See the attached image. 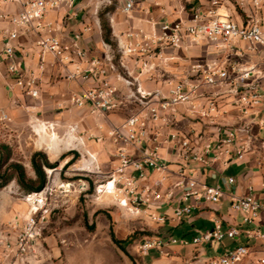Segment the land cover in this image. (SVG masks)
<instances>
[{"label":"built area","instance_id":"1","mask_svg":"<svg viewBox=\"0 0 264 264\" xmlns=\"http://www.w3.org/2000/svg\"><path fill=\"white\" fill-rule=\"evenodd\" d=\"M82 1L0 0V63L19 93L30 99H40L43 77L55 65L64 71L61 77L80 86L69 99L72 107L121 114L106 131L115 146L112 168L101 174L95 158L87 156L76 169L100 177L93 199L101 204L109 199L122 214L161 227L181 222L203 203L224 201L241 220L227 230L213 222L190 241L159 232L144 236L137 241L141 255L167 257L171 246L241 238L246 242L207 264H240L264 252V184L236 194L227 189L234 185L233 177L223 185L199 180L202 169L217 161L235 163L245 155L261 153L258 165L264 167V0H169L175 4L172 14L162 10L159 18L148 17L151 9L142 7L145 0H86L92 3L90 21L97 26L98 12L112 7L129 19L134 13L142 15L147 24L97 43L82 39V34L65 38L49 19V14L61 12L77 18L85 11L78 7ZM148 1L156 7L162 0ZM193 49L201 54L173 71L174 64L187 61L181 55ZM42 124L51 132L59 128ZM76 130L69 126L63 135L71 141ZM73 143L69 151L76 150ZM164 150L171 160L165 159ZM71 187L61 183L53 192L43 187L24 196L29 210L21 230L13 242L0 236L3 264H30L38 257L50 197ZM81 187L80 193L85 192ZM175 191L180 196L171 213H158L171 205ZM250 240L258 244L257 251L248 245ZM255 263L264 264V256Z\"/></svg>","mask_w":264,"mask_h":264},{"label":"rangeland","instance_id":"2","mask_svg":"<svg viewBox=\"0 0 264 264\" xmlns=\"http://www.w3.org/2000/svg\"><path fill=\"white\" fill-rule=\"evenodd\" d=\"M109 12L111 15H106L104 10L99 11L95 18L103 38L109 29V17L122 19L113 7ZM200 54L196 49L183 53L181 56L187 58V61L174 64L173 71L188 66L191 59ZM1 77L4 83L0 80V184L9 176L11 178L0 188V234L14 241L29 210L23 200L26 194L40 191L43 187L53 192L59 184L73 182L74 186L68 193L56 191L50 197L51 210L38 240L40 253L30 264H170L169 260L174 257L171 251L167 257L153 252L147 255L137 252V241L144 236L156 234V228L138 222L125 213L120 214L115 207L108 205L111 204L109 199L104 201L107 206L93 199V188L99 176L86 174L82 170L72 169L75 170L72 172L66 167L62 172L52 171L55 167L51 163L53 157L67 150L71 141L64 137V130L51 132L37 125L46 121L58 122L60 113L69 112L72 108L68 102L71 95L66 88L67 80L59 77L56 82L45 85L41 89L40 99L34 101L20 94L4 71ZM80 112L74 123L83 125L81 131L85 136H92L94 129L87 124V120L95 123L99 119L121 116L117 112L97 114L89 109ZM45 134H55L56 139L52 144L54 149L46 148L48 138ZM33 155L36 162L42 163L45 160L48 163L46 166L43 162L41 177L37 176L32 167ZM72 157L71 166L81 160L75 151ZM81 164L76 169L82 168ZM47 171H52V174ZM81 181L87 184V189L80 193L79 187L83 186ZM203 249L204 257H213L214 252L210 247L204 245ZM10 261L9 264H18L14 260Z\"/></svg>","mask_w":264,"mask_h":264},{"label":"crops","instance_id":"3","mask_svg":"<svg viewBox=\"0 0 264 264\" xmlns=\"http://www.w3.org/2000/svg\"><path fill=\"white\" fill-rule=\"evenodd\" d=\"M152 1L145 0L142 3V7L150 8V14L148 15L153 18H159L163 14H161L162 10L164 14L171 15L172 14V6L174 3H171L169 0H162L159 2V6H153L151 3ZM92 3L91 1L86 2V0L82 1L78 7L84 8V12H79L77 18H74L72 15L69 17L64 16V13L61 12L59 14L51 13L49 14V19L54 21L55 26L57 28V34L64 36L65 38L70 37L71 35L75 34H82V39L84 40H93L94 42H99L100 39H104L102 35V30L100 26H97L91 20V9L90 7ZM110 9H105L106 15H111L109 12ZM115 13L121 15L122 19L117 20L116 17H109L111 22L109 25V38L107 41L113 40L114 35H118L121 32H125L128 30H132L134 28H147V24L143 22L144 16L139 14H135L131 16V19L127 18L124 14H121L119 11H115ZM124 17V19H123ZM123 20V21H121ZM89 28V29H87ZM67 40V39H65ZM105 40V39H104ZM106 41V40H105ZM28 63V60H26ZM32 63V62H31ZM3 68V70H2ZM67 69L72 70L73 66L67 67ZM6 74L5 65L0 63V80L2 84L4 83L3 77L1 74ZM64 75V71L58 66H49L46 74L43 77V83L41 89L44 88L45 85L50 84L52 81L56 82V80ZM68 84L66 86L67 91L72 93H76L80 90V86L77 82L67 81ZM146 87H150L151 85L144 84ZM54 92H57L55 90ZM26 97V96H25ZM28 98V97H26ZM30 99V98H29ZM33 100V99H31ZM37 101V100H34ZM69 102V100H68ZM88 108H74L72 107L69 112H63L59 115L58 122H52L57 124L59 128L56 131L66 130L69 126H75L77 128L76 132L71 138V145L74 146V141L77 143L75 153H80L79 150L82 152L81 154L84 156L82 161H79L77 164L70 165L72 161V154L74 151H69L68 149L64 152H59L55 157H53V163L55 165L54 172H62L63 169L70 168L76 170L79 163H86V157L92 156L95 158L97 166L101 174H105L112 168L115 164V159L113 157L115 146L112 142L107 138L106 131L109 128L110 124H116L120 121V117L112 118H103L97 120L95 123L90 122L87 120V124L93 126L92 129L93 133L92 136H85L81 131L83 129V125L81 123H74L76 122V118L80 115V110H85ZM65 122H62V120ZM89 121V122H88ZM48 122V121H46ZM233 122L229 120L228 123ZM52 124L51 122H48ZM188 127V124H185ZM92 127V128H93ZM75 138V140H73ZM92 139V140H91ZM59 147V146H58ZM54 149V147H52ZM79 149V150H78ZM51 152V151H50ZM58 152V151H57ZM72 153V154H71ZM162 154L164 155L165 159L171 160V155L167 151H163ZM261 153H255L252 155H245L242 157L241 160H238L235 163H230L227 165H223V162L217 161L214 163L210 168H205L200 171L199 180L204 181L206 184L209 185H223L225 179L228 177H233L235 179V183L232 186H227V189H230L231 192L235 190L236 194H245L246 187L252 186L254 189L258 190L261 188L262 184H264V167L258 165V160L260 159ZM62 158V161L60 160ZM81 164V165H82ZM71 166V167H70ZM172 170L175 168L170 166ZM67 169V170H68ZM75 170H72L74 172ZM77 171V170H76ZM76 175V174H71ZM150 179L154 177L149 174ZM96 178V177H95ZM74 186L73 182H68ZM84 190L87 189V184L82 182ZM146 184V183H145ZM180 193L175 191L174 200L172 201L171 205H164L162 206V210L160 213H166L169 215L171 213V207L175 206L176 201L179 199ZM262 198V197H260ZM264 199V198H262ZM111 201V200H110ZM108 204L110 207H115L113 201L109 202ZM101 204V203H100ZM106 205V203H104ZM107 206V205H106ZM115 210L122 214L116 207ZM142 217V216H141ZM138 222H141L145 225H152L151 227L156 228V231L159 233H164L165 235L172 234L177 239H185L190 241L193 236H198L200 233L204 232L205 230L211 229L213 226V222H220L222 225L223 230H227L232 227H238L241 224V220L239 216H236L230 209L228 201H224L221 204L211 205L207 203L201 204L192 214L186 218H184L181 222H170L167 225L159 226L150 223L146 219H139ZM156 232V233H157ZM178 233V235H177ZM155 235V234H154ZM0 236H5L4 234H0ZM153 236V235H152ZM9 238V237H8ZM10 239V238H9ZM246 242L244 239H237V240H229L225 239L221 243H208V244H199L196 246L188 245L186 247L182 246H171L168 250L169 252L174 254L169 260L170 264H207L210 260L218 258L222 252L226 249L235 248L238 245L243 244ZM208 246L213 250V257H204L205 251L203 246ZM248 245L253 247V251H257L256 248L258 246L253 240L248 242ZM156 254V252H153ZM176 254V255H175ZM264 256V252H256V254L251 255L247 259H245L240 264H256V258ZM33 260V259H32ZM29 261L33 262V261ZM0 264L2 262L0 261Z\"/></svg>","mask_w":264,"mask_h":264},{"label":"trees","instance_id":"4","mask_svg":"<svg viewBox=\"0 0 264 264\" xmlns=\"http://www.w3.org/2000/svg\"><path fill=\"white\" fill-rule=\"evenodd\" d=\"M105 37V40L107 41L108 40V38H109V29H107V31H106V33H105V35H104ZM44 162V164L46 165V166H48V163H47V161H43ZM43 162L41 163V162H36V160H35V155H33L32 156V158H31V164H32V167H33V169H34V171H35V173L37 174V176L38 177H41V166H42V164H43ZM22 176V175H21ZM10 176H9V178L6 180V181H4L3 183H1L0 184V188H2V187H4L5 186V184L10 180ZM115 242H117V241H115Z\"/></svg>","mask_w":264,"mask_h":264},{"label":"bare ground","instance_id":"5","mask_svg":"<svg viewBox=\"0 0 264 264\" xmlns=\"http://www.w3.org/2000/svg\"><path fill=\"white\" fill-rule=\"evenodd\" d=\"M40 126H42V127H44V129H46V127H45V125H43L42 123L41 124H39V125H37V127H40ZM46 136H47V140H46V148H51L52 147V144L54 143V141H55V139H56V137H55V134H51V135H47V134H45ZM83 159H85V158H83ZM82 159V160H83ZM48 172V171H47ZM50 172V174H51V172L52 171H49ZM48 172V173H49ZM59 188V187H58Z\"/></svg>","mask_w":264,"mask_h":264}]
</instances>
